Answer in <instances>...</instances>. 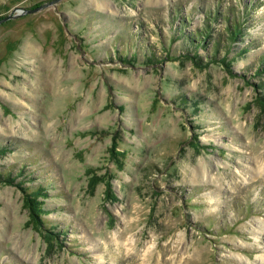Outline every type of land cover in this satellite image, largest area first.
Masks as SVG:
<instances>
[{
	"label": "rangeland",
	"instance_id": "374dc122",
	"mask_svg": "<svg viewBox=\"0 0 264 264\" xmlns=\"http://www.w3.org/2000/svg\"><path fill=\"white\" fill-rule=\"evenodd\" d=\"M46 1L0 0V19ZM262 97L264 0H60L0 23V264H264Z\"/></svg>",
	"mask_w": 264,
	"mask_h": 264
},
{
	"label": "trees",
	"instance_id": "16d2710c",
	"mask_svg": "<svg viewBox=\"0 0 264 264\" xmlns=\"http://www.w3.org/2000/svg\"><path fill=\"white\" fill-rule=\"evenodd\" d=\"M225 20V32L227 34L228 39L230 40L229 44H232L234 41H236L239 37V35H241V30L237 24V20L236 19H230L228 16L224 19ZM205 32V31H204ZM203 32V37L205 38L207 36V34H205ZM208 33V32H207ZM200 34H202V31L197 30L196 32L192 33L191 39L196 40V37H200ZM198 42H202L200 40H198ZM213 50L214 52H217L219 50V48L221 47V40L215 39L213 41ZM225 48L228 50L229 47L228 45L225 46ZM198 58V57H197ZM200 59V58H198ZM197 59V60H198ZM211 61H216L217 57L216 54L214 56H210ZM232 60V59H229ZM225 61V60H224ZM231 62L229 61L228 64H230ZM262 100L264 101V97H262ZM3 151L0 150V152ZM0 181L3 182H7V183H13L14 179L10 178L9 176L7 177H2V175H0ZM22 190L24 191L25 194V199L27 202H29L30 204V209L33 215H37V211H40V209L38 208V206L36 204H38V200H36V198H38L41 194V188L37 187L34 190H29L26 187L22 186Z\"/></svg>",
	"mask_w": 264,
	"mask_h": 264
},
{
	"label": "water",
	"instance_id": "95a60500",
	"mask_svg": "<svg viewBox=\"0 0 264 264\" xmlns=\"http://www.w3.org/2000/svg\"><path fill=\"white\" fill-rule=\"evenodd\" d=\"M59 1H60V0H48V1L42 3V4L39 5V6H36V7H34V8H20V9L18 10V12L15 13V14H8V15L2 17V18L0 19V23L4 22V21H6V20L12 19V18H14V17H17V16H19V15H21V14H29V13H33V12L39 11V10H41V9H43V8H46V7H49V6H52V5H56Z\"/></svg>",
	"mask_w": 264,
	"mask_h": 264
},
{
	"label": "bare ground",
	"instance_id": "6f19581e",
	"mask_svg": "<svg viewBox=\"0 0 264 264\" xmlns=\"http://www.w3.org/2000/svg\"><path fill=\"white\" fill-rule=\"evenodd\" d=\"M101 2H102V1H101ZM102 3H103V4H101V5L105 6L106 3H104V1H103ZM105 7H106V6H105Z\"/></svg>",
	"mask_w": 264,
	"mask_h": 264
}]
</instances>
